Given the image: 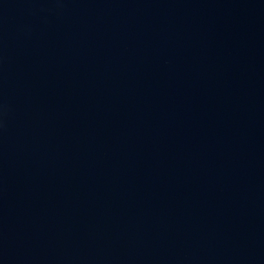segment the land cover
Returning a JSON list of instances; mask_svg holds the SVG:
<instances>
[{
  "label": "water",
  "instance_id": "1",
  "mask_svg": "<svg viewBox=\"0 0 264 264\" xmlns=\"http://www.w3.org/2000/svg\"><path fill=\"white\" fill-rule=\"evenodd\" d=\"M0 264H264V0H0Z\"/></svg>",
  "mask_w": 264,
  "mask_h": 264
}]
</instances>
